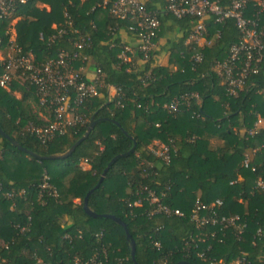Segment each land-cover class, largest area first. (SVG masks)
Instances as JSON below:
<instances>
[{"label": "trees", "instance_id": "16d2710c", "mask_svg": "<svg viewBox=\"0 0 264 264\" xmlns=\"http://www.w3.org/2000/svg\"><path fill=\"white\" fill-rule=\"evenodd\" d=\"M214 1L226 8L232 0ZM142 3L159 19L155 42L164 33L172 38L159 50L154 47L146 60L134 51L132 65L117 58L132 25L109 17L101 0H27L0 19V40L9 39L10 23L17 19L15 45L41 63L60 49L71 50L66 37L48 41L54 34L52 25L60 27L67 18L89 38L90 45L80 56L99 71L102 83L98 95L77 110L85 124L68 128L45 144L26 131L29 124L41 126L51 120L38 106L33 87L16 78L8 90L0 88V130L39 157L65 153L91 118L100 120L62 159H35L0 136V264H264V195L252 193L254 182L264 181V125L254 135L247 134L257 118L264 122V37L257 72L247 77L241 92L228 96L214 67L239 41L233 20L204 21L210 43L191 69L186 60L191 51L184 41L196 18H173L164 12L165 0ZM254 3L248 0L244 14L264 25V10L258 13ZM42 5L47 12L40 11ZM113 27L118 29L112 37ZM161 52L167 56L165 64L155 62ZM108 86L118 90L109 99ZM186 94L197 97L187 108L174 114L162 109L173 97ZM133 142V151L117 158L94 188L109 161L128 152ZM153 142L171 146L168 164L149 152ZM245 155L247 168L242 165ZM44 174L54 193L39 188ZM89 191V211L125 224L134 242V261L120 225L84 213L82 202ZM148 192L181 215L154 213ZM196 200L204 204L218 200V215L243 217V234L237 238L230 230L218 229L210 236L213 228L195 227L190 212ZM258 229L260 238L252 244Z\"/></svg>", "mask_w": 264, "mask_h": 264}, {"label": "built area", "instance_id": "2783aa9c", "mask_svg": "<svg viewBox=\"0 0 264 264\" xmlns=\"http://www.w3.org/2000/svg\"><path fill=\"white\" fill-rule=\"evenodd\" d=\"M252 1L255 2L258 13L264 10L263 0ZM26 2L27 0H0V19L11 15L17 7ZM247 2L248 0H232L228 7L221 8L214 0H165L164 12L173 18L180 19L186 15L196 18L194 26L184 41L191 51L186 59L191 69L201 62V51L210 43L205 38L204 21L208 17H212L216 24H220L225 19L233 20L240 35L239 41L230 46L227 57L217 62L214 67L215 72L221 77L220 85L228 96H236L243 90L245 80L249 75L257 72V65L260 62L264 25L253 15L245 16ZM101 6L107 9L109 17L132 25L127 31H131L130 37L134 40V45L123 46L117 58L132 65L134 51H137L142 55L143 60H146L148 53L156 45L155 39L159 31L160 23L156 13L147 11L140 0H101ZM52 28L54 34L48 38V41L51 43L57 38L66 37L71 50L60 49L55 57L41 63L35 62L31 54L21 52L11 36V29L9 39L6 42L0 40V88L8 90L16 78L23 79L33 87L38 106L46 109L51 116V120L45 125L29 124L26 128V131L41 144L64 135L68 128L85 124L84 115L77 113V110L84 101L96 97L99 89L102 88V83L98 79L99 71L90 68L86 56H80V52L89 47V38L74 29L67 18L63 25L60 27L52 25ZM117 29L111 28L109 35L113 37ZM179 55L183 56V53ZM82 64L86 65L81 66ZM86 70H91L92 75L88 77ZM106 91L108 99L118 94V90L110 86L106 88ZM261 96L264 98V90ZM196 98L195 94L176 96L163 104L162 109L166 113L174 114L182 108H187L189 101ZM263 125L264 122L257 118L247 134L254 135ZM148 150L163 164L169 163L171 146L158 142L153 143ZM248 164L249 156L245 155L242 161L243 168H247ZM146 167L150 169L151 165L148 164ZM39 188L50 189L46 174L42 175ZM50 191L54 193V190L50 189ZM253 192L264 195L263 180L257 179L254 182ZM10 196L7 195V197ZM147 197L149 203L154 205V213L181 215L178 211L170 212L161 205L153 192H148ZM220 206L221 202L218 200L208 204L196 200L190 212V220L197 228L206 226L213 228L210 236H214L218 229H225L239 238L246 228V220L236 214L218 215L216 209ZM259 238L258 229L251 243L253 244ZM155 246L158 245L155 244ZM262 246L264 253V240ZM198 256L202 257L200 254ZM238 263L239 261L235 264Z\"/></svg>", "mask_w": 264, "mask_h": 264}, {"label": "water", "instance_id": "95a60500", "mask_svg": "<svg viewBox=\"0 0 264 264\" xmlns=\"http://www.w3.org/2000/svg\"><path fill=\"white\" fill-rule=\"evenodd\" d=\"M101 120H106V119H101ZM98 121H100V120H93V118H91V119L89 120V122H88V125H87V127H86V130H85L84 134H83L78 140H76V141H75V142L69 147V149H68L65 153H63V154H61V155H57V156L39 157L38 155H36V154H34V153H32V152H30V151H28V150L22 148L21 146H19V145L13 140V139H11L9 136H7L6 134H4L1 130H0V136H1L2 138H4L5 140H7V141H8L13 147H15L17 150H19V151H21V152H23V153H25V154H27V155H29V156L35 158V159H47V160H51V159H62V158L67 157L71 152H73V150H74V149H75V148H76V147H77V146H78V145H79V144H80V143H81V142L87 137V135H88V133L90 132V130L93 128V126H94ZM112 122H113V121H112ZM113 123H114V124H117L116 122H113ZM134 146H135V143L133 142V145H132V147L129 149L128 152H126V153H124V154H121V155H117V156L113 157V158L109 161V163L106 165L105 169L103 170V172H102L101 176L99 177L98 182H97V184L95 185L94 188H96V187L98 186V184L101 182V180H102V178L104 177V175H105L107 169L109 168V166H110V165H111V164H112L117 158H119V157H121V156H125V155L129 154L130 152H132L133 149H134ZM91 191H92V190H91ZM91 191H89V192L85 195V197L83 198L82 209H83L84 213H85L87 216L92 217V218H108V219L112 220L113 222H115L116 224L120 225V226L122 227L124 233H125V237H126V238L129 240V242H130V257H131L132 261H134V258H133V256H134V242H133V240H131V238H130V236H129L127 230H126L125 224H124L120 219H118V218H116V217H114V216H111V215H96V214H94L93 212H91V211L88 210L87 205H86V201H87V197H88V195L90 194ZM176 264H189V263H187V262H178V263H176Z\"/></svg>", "mask_w": 264, "mask_h": 264}, {"label": "crops", "instance_id": "0c3cea01", "mask_svg": "<svg viewBox=\"0 0 264 264\" xmlns=\"http://www.w3.org/2000/svg\"><path fill=\"white\" fill-rule=\"evenodd\" d=\"M140 1H142V2H144V0H140ZM11 31H13L12 29L10 30V32ZM15 37V36H14ZM14 37H12V38H14ZM172 38V35L171 34H169V33H164L160 38H158V40L156 41V45H155V47H156V49L157 50H159V48L161 47V46H163L164 47V45L166 44V42L168 41V40H170ZM125 42L127 43V45H129V46H133L134 45V40L130 37V36H127L126 38H125ZM166 61H167V56H166V54L165 53H159V54H157V56H156V58H155V62H157V63H160V64H165L166 63ZM86 74H87V76L89 77V76H91L92 75V73H91V70H86ZM112 92H110V94H111ZM13 95L14 96H16V97H18V94H15V93H13ZM37 110V109H36ZM42 112H39L38 111V115H39V117H41V118H43L44 120H48V117L46 116V115H42L41 114ZM153 143H158V142H153ZM80 167L82 168V169H85V170H87L88 169V166L85 164V163H81L80 164ZM239 180V179H238Z\"/></svg>", "mask_w": 264, "mask_h": 264}, {"label": "rangeland", "instance_id": "374dc122", "mask_svg": "<svg viewBox=\"0 0 264 264\" xmlns=\"http://www.w3.org/2000/svg\"><path fill=\"white\" fill-rule=\"evenodd\" d=\"M40 8H41V9H40L41 12H47V10H48V7H46V6H44V5H42ZM17 21H18V20L15 19V20H13V21L11 22V29L13 30V31H11V36H12V37L15 36L14 26H15V24H16Z\"/></svg>", "mask_w": 264, "mask_h": 264}]
</instances>
